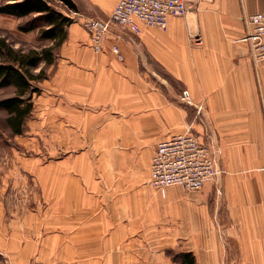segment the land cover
Wrapping results in <instances>:
<instances>
[{
	"label": "crops",
	"instance_id": "1",
	"mask_svg": "<svg viewBox=\"0 0 264 264\" xmlns=\"http://www.w3.org/2000/svg\"><path fill=\"white\" fill-rule=\"evenodd\" d=\"M73 1L111 13L118 0ZM243 7L264 10V0H193L189 15L172 17L166 30L113 25L100 52L82 16L74 17L48 78L38 82L26 130L46 134L47 147L61 157L0 162L3 262L134 264L130 208L134 214L137 205L151 204L146 196L153 190L141 183H149L150 169L147 178L141 176L161 140L188 122L215 147L259 146L248 144L249 133L240 135L253 117L263 140L264 64L252 60L242 39L248 30ZM187 20L200 28L199 44ZM181 90L192 102L189 121ZM105 160H113L135 190H106L111 175ZM206 249V264H264V232H243L223 244L214 240Z\"/></svg>",
	"mask_w": 264,
	"mask_h": 264
},
{
	"label": "rangeland",
	"instance_id": "2",
	"mask_svg": "<svg viewBox=\"0 0 264 264\" xmlns=\"http://www.w3.org/2000/svg\"><path fill=\"white\" fill-rule=\"evenodd\" d=\"M192 1L189 0L188 2L189 12ZM76 5L79 11L72 10L68 14L76 16V18L82 16L83 21L88 16L107 18L111 14L104 13L96 6H84L80 3ZM243 9L242 17L248 29L247 34L250 32L255 33V23L252 21L251 16L264 13V10L250 11L245 7ZM189 12L185 18L189 15ZM31 18L0 13V36L8 39L17 48H40L49 43L48 40L41 37L39 30L25 32L19 29V25L25 24ZM185 27L195 39L194 41L199 44L200 37H202L200 28L196 24L192 26L189 20H187ZM243 41L249 46L252 60L256 64H264V60L258 59L255 55L256 42L250 39ZM40 91L35 94H39ZM183 92L184 103H182L185 109L189 111L187 117L189 121L192 102L189 99L188 92L186 90ZM13 94V87H0V99ZM260 105L263 112V140L260 141L261 135L258 134L257 129L261 125L259 126L255 122L251 123L254 120L253 117H248L250 122L247 128L242 125L240 133L243 136L247 133H249V137L253 136L247 140L248 144H258L259 146L256 148L215 147L213 142H208L195 129L193 124L188 122H186L187 124L183 130L168 135L190 130L211 150L216 159L218 173L208 180L201 189L192 190L182 185H170L163 188L154 185L151 181V165L158 146L151 162L148 163V167L146 164H142L147 169H144L146 175L141 177L147 178L150 169V184L148 181L145 183L144 179L141 183L144 184L145 189L149 190L151 188L153 193L149 192L146 196V200L151 201V204L146 203L145 208L137 205L135 215L132 214L133 208H130L132 211H130L129 216L133 217L136 223V227L129 230L131 241L135 242L136 260L134 264H186L182 261V252H192L196 258V264H206L202 257H204L203 252L207 251L208 242L215 240L223 244L227 242L228 238L239 236L243 232L246 235L249 232H264V95L262 94H260ZM248 111L250 114L254 112V110ZM31 114L27 121L33 119ZM7 116V110L0 107V162L2 160H20L21 158L22 160H53L61 157L62 154L58 150L54 151L47 147L46 134H26L27 121L25 132L18 134L20 135L19 141L7 123ZM23 136L25 138L22 141ZM255 136H259V140L254 142ZM239 144L247 143L241 142ZM143 159L149 160L148 156L143 157ZM252 160H255L256 163L259 161V164L251 165ZM112 161L105 160V170L107 169L111 175V179L106 182L108 188L106 190L125 192H131L130 189L135 190L133 188L135 182L130 178L123 179L120 177L119 173L122 174V172L113 168ZM124 171L129 172L128 169ZM256 223L260 224L258 225L259 228ZM111 231L109 230V232ZM196 240H198L199 249H197V246L195 247L197 245ZM104 246L106 252L109 247L106 244ZM33 261H41L45 264L42 260L12 263L3 262L1 259L0 264H24ZM221 264L226 263L224 261Z\"/></svg>",
	"mask_w": 264,
	"mask_h": 264
},
{
	"label": "built area",
	"instance_id": "3",
	"mask_svg": "<svg viewBox=\"0 0 264 264\" xmlns=\"http://www.w3.org/2000/svg\"><path fill=\"white\" fill-rule=\"evenodd\" d=\"M189 0H118L108 18L88 16L83 26L89 33L95 51L103 48V40L113 25L142 30L141 23L168 29L172 16L184 17L189 12ZM74 18V16H72ZM255 33L242 39L255 41V55L264 60V13L251 16ZM113 51L123 58L117 45ZM218 173L216 159L208 146L203 144L190 130L167 136L158 144L151 165V181L159 187L182 185L188 189H201ZM24 264H44L33 261Z\"/></svg>",
	"mask_w": 264,
	"mask_h": 264
},
{
	"label": "trees",
	"instance_id": "4",
	"mask_svg": "<svg viewBox=\"0 0 264 264\" xmlns=\"http://www.w3.org/2000/svg\"><path fill=\"white\" fill-rule=\"evenodd\" d=\"M72 10L79 11L73 0H1L0 13L32 17L19 29L39 30L41 37L49 41L40 48L25 49L0 36V87L14 88L12 96L0 99V107L8 112L6 120L13 134L26 130L27 118L34 109V94L40 91L38 82L48 78V67L68 38V27L74 21L68 12ZM181 256L184 263L196 264L192 252H182Z\"/></svg>",
	"mask_w": 264,
	"mask_h": 264
},
{
	"label": "bare ground",
	"instance_id": "5",
	"mask_svg": "<svg viewBox=\"0 0 264 264\" xmlns=\"http://www.w3.org/2000/svg\"><path fill=\"white\" fill-rule=\"evenodd\" d=\"M185 17V16H184ZM108 18V17H107ZM156 151V150H155ZM247 221V220H246ZM203 222V221H202ZM225 239V238H224Z\"/></svg>",
	"mask_w": 264,
	"mask_h": 264
}]
</instances>
